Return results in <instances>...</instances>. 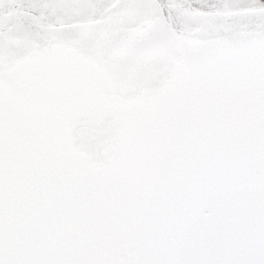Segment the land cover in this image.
Here are the masks:
<instances>
[{
	"label": "snow or ice",
	"instance_id": "1",
	"mask_svg": "<svg viewBox=\"0 0 264 264\" xmlns=\"http://www.w3.org/2000/svg\"><path fill=\"white\" fill-rule=\"evenodd\" d=\"M0 264H264V0H0Z\"/></svg>",
	"mask_w": 264,
	"mask_h": 264
}]
</instances>
